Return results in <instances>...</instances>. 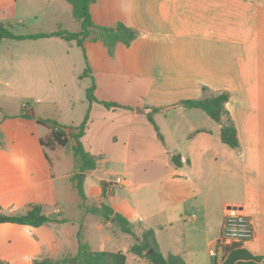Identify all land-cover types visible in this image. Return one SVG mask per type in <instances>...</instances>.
<instances>
[{
  "label": "crops",
  "instance_id": "crops-1",
  "mask_svg": "<svg viewBox=\"0 0 264 264\" xmlns=\"http://www.w3.org/2000/svg\"><path fill=\"white\" fill-rule=\"evenodd\" d=\"M91 13L99 25L121 21L139 35L112 53L102 41L82 48L56 35L0 46V211L38 204L55 216L39 227L0 223V258L75 255L79 232L93 250L116 251L108 249L115 221L87 209L106 204L137 224L138 237L153 229L162 253L187 264H222L223 253L212 251L236 207L254 230L242 246L264 262V0H96ZM0 23L16 34L81 28L66 0H0ZM93 80L99 101L121 106L90 102ZM203 86L230 92L240 148L222 142L221 123L205 111L180 104L201 98ZM87 114L82 141L97 167L86 172L83 205L71 180L74 141L47 145L52 130L36 117L58 121L68 136ZM132 157L147 164L145 177L129 166Z\"/></svg>",
  "mask_w": 264,
  "mask_h": 264
},
{
  "label": "trees",
  "instance_id": "trees-1",
  "mask_svg": "<svg viewBox=\"0 0 264 264\" xmlns=\"http://www.w3.org/2000/svg\"><path fill=\"white\" fill-rule=\"evenodd\" d=\"M73 7V16L80 22L81 28L79 31H69L66 29H59L51 34L34 33V34H16L12 30L10 24L0 23V46L2 41L6 38L11 39H29L38 38L49 35L60 36L66 40H75L79 46L85 47L87 40L102 41L113 52L114 47L118 43H124L129 46L138 35L139 31L123 22H117L113 26H103L97 24L91 13V6L96 0H66ZM90 68H87L83 75H89ZM96 84H93L87 89V97L90 102L98 101L106 107H119L120 104L109 101H99L95 96ZM203 96L195 99H183L180 101L186 108H196L205 111L212 119L221 123V140L225 144L234 149L240 148V140L238 130L230 111L227 108V102L230 99V92L228 91H213L207 86L202 88ZM155 110V109H154ZM24 117H28L22 114ZM150 120L158 130V126L154 121L152 115H149ZM32 118H35L33 115ZM37 121L51 128V137L47 145L59 144L66 146L71 140L74 141L72 146L77 171L71 177V180L78 190L82 198V204H85L87 199L85 190L86 172L94 170L97 167V158L87 151L83 144L82 137L85 135L88 127L89 114L86 115L83 122L78 126H71L72 131L67 136L65 126L58 121L50 118L36 117ZM45 144V141H42ZM1 144V142H0ZM173 162L177 166H181L183 161L180 155L173 156ZM89 211L99 213L104 221L115 219V225L127 234H131L137 238L130 250L139 256L146 257L151 264H187L185 259L180 255L169 253L164 255L160 250L158 241L155 237L153 229L144 230L140 237L134 231L130 221L121 213L109 205L103 204L101 207L93 206L87 208ZM51 219L43 212L41 205H32L30 209L23 213H8L0 211V223H17L22 225H30L39 227ZM226 225V216L224 218V226L222 234ZM221 234V235H222ZM79 246L75 255L65 256L57 260H35L32 264H126L127 256L122 251H108V250H93L91 246L82 238L81 232L78 234ZM246 240L233 241L223 246L222 264H264L263 257L254 255L242 246ZM218 243V242H217ZM150 250H153L152 252ZM0 264H12L6 258H0Z\"/></svg>",
  "mask_w": 264,
  "mask_h": 264
},
{
  "label": "built area",
  "instance_id": "built-area-1",
  "mask_svg": "<svg viewBox=\"0 0 264 264\" xmlns=\"http://www.w3.org/2000/svg\"><path fill=\"white\" fill-rule=\"evenodd\" d=\"M122 181L121 177H118L116 181L109 182L106 187V191L111 193L114 186ZM254 235L253 225L251 219L238 210V208L230 207L226 214V225L223 234L220 236L217 249L212 251V255L218 256V251L222 253L223 246L233 241L248 240ZM223 257V256H222Z\"/></svg>",
  "mask_w": 264,
  "mask_h": 264
},
{
  "label": "rangeland",
  "instance_id": "rangeland-1",
  "mask_svg": "<svg viewBox=\"0 0 264 264\" xmlns=\"http://www.w3.org/2000/svg\"><path fill=\"white\" fill-rule=\"evenodd\" d=\"M157 120L161 121L160 123L163 126L162 117L160 115L157 116ZM1 140L2 139L0 138V141ZM129 166L134 168L140 175L144 177L147 175V171L145 170V167L147 166V164L145 162H141V161L135 162V159L132 157L131 161L129 162ZM119 172H120L119 170H116V169L114 170V173H115L114 178L116 175H118ZM132 195L135 197L136 193H133ZM58 198H59V201L61 202L65 201V198L63 195H60ZM67 205L71 206V204H68V203ZM89 207L87 206V208ZM106 223L109 224L110 221H107ZM136 225L137 224H134V229ZM111 226L113 228H116L117 232L113 234V242L108 244V249H114L116 251L124 252L127 256L126 264H149V261L147 259L139 257L136 253L130 250V245L136 242L137 238L131 234L129 235V234H126L120 231L119 227L115 225V222L112 223ZM93 238L97 239L98 235H94ZM94 245H95V242H94Z\"/></svg>",
  "mask_w": 264,
  "mask_h": 264
},
{
  "label": "water",
  "instance_id": "water-1",
  "mask_svg": "<svg viewBox=\"0 0 264 264\" xmlns=\"http://www.w3.org/2000/svg\"><path fill=\"white\" fill-rule=\"evenodd\" d=\"M236 208V207H235ZM53 217H55L54 215H49V218H53ZM112 221H115V219L114 218H112ZM151 252L153 251V250H150Z\"/></svg>",
  "mask_w": 264,
  "mask_h": 264
}]
</instances>
